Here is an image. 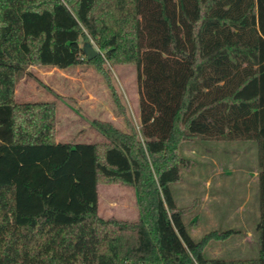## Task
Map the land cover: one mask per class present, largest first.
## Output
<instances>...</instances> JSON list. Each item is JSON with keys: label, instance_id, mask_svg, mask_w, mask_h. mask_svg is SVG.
<instances>
[{"label": "trees", "instance_id": "16d2710c", "mask_svg": "<svg viewBox=\"0 0 264 264\" xmlns=\"http://www.w3.org/2000/svg\"><path fill=\"white\" fill-rule=\"evenodd\" d=\"M108 63L137 70L144 144L100 121L108 142L60 144L57 103L17 100L30 67L87 64L125 115ZM199 137L258 144L255 257L207 256L236 231L184 221L172 186ZM101 182L133 187L138 218L102 217ZM0 264H264V0H0Z\"/></svg>", "mask_w": 264, "mask_h": 264}, {"label": "rangeland", "instance_id": "374dc122", "mask_svg": "<svg viewBox=\"0 0 264 264\" xmlns=\"http://www.w3.org/2000/svg\"><path fill=\"white\" fill-rule=\"evenodd\" d=\"M91 42L103 53L91 37ZM113 85L126 107L117 109L112 93L93 66L83 64L68 70L30 67L17 85L19 102L54 100L58 103L57 142L60 144L106 143L94 121L112 123L144 144L140 123V83L134 66L107 65ZM58 150L55 151L56 155ZM181 180L172 186L184 221L196 241L209 233L232 229L226 241L212 240L206 254L215 258H250L260 249L257 225L260 220L258 144L254 141L196 138L182 143ZM153 173L155 170L152 166ZM211 181V185H207ZM223 182L218 188L217 183ZM64 200L66 198L64 197ZM29 205V204H28ZM27 205V206H28ZM99 213L104 218L134 220L139 216L133 187L101 182L98 187ZM35 209L34 204L28 206Z\"/></svg>", "mask_w": 264, "mask_h": 264}, {"label": "water", "instance_id": "95a60500", "mask_svg": "<svg viewBox=\"0 0 264 264\" xmlns=\"http://www.w3.org/2000/svg\"><path fill=\"white\" fill-rule=\"evenodd\" d=\"M83 51L88 60H92L96 58L99 54V51L94 47V45L91 42H87L84 45Z\"/></svg>", "mask_w": 264, "mask_h": 264}, {"label": "crops", "instance_id": "0c3cea01", "mask_svg": "<svg viewBox=\"0 0 264 264\" xmlns=\"http://www.w3.org/2000/svg\"><path fill=\"white\" fill-rule=\"evenodd\" d=\"M33 67H34V66H33ZM16 97H17V90H16ZM17 100H18V99H17ZM50 101H54V100H50ZM55 102H56V101H55ZM56 103H57V102H56ZM57 105H58V103H57ZM255 175L258 176V172H256ZM211 184H212L211 181H207V185H208V186H210ZM223 185H224L223 182H222V183H220V182L217 183V186H219L218 188H222Z\"/></svg>", "mask_w": 264, "mask_h": 264}]
</instances>
